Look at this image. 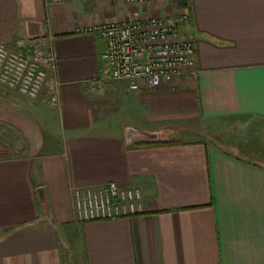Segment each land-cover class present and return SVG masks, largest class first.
Instances as JSON below:
<instances>
[{
	"label": "crops",
	"instance_id": "0c3cea01",
	"mask_svg": "<svg viewBox=\"0 0 264 264\" xmlns=\"http://www.w3.org/2000/svg\"><path fill=\"white\" fill-rule=\"evenodd\" d=\"M186 9L195 74L91 91L105 43L77 28ZM48 36L59 103L0 87V264H264V0H0V44ZM239 119L249 145L209 140ZM108 183L144 213L79 222L73 191Z\"/></svg>",
	"mask_w": 264,
	"mask_h": 264
},
{
	"label": "built area",
	"instance_id": "2783aa9c",
	"mask_svg": "<svg viewBox=\"0 0 264 264\" xmlns=\"http://www.w3.org/2000/svg\"><path fill=\"white\" fill-rule=\"evenodd\" d=\"M166 0H123L130 6H145ZM186 9L178 16L138 15L125 23L79 27L76 35L95 36L105 43L99 75L89 85L93 93L111 81H126L131 92L144 86L160 88L185 73H194V38L183 31L190 25ZM58 58L53 36L0 44V87L30 100L44 93L52 105L59 103ZM73 207L79 222L117 221L145 211L144 193L117 183L76 188Z\"/></svg>",
	"mask_w": 264,
	"mask_h": 264
},
{
	"label": "rangeland",
	"instance_id": "374dc122",
	"mask_svg": "<svg viewBox=\"0 0 264 264\" xmlns=\"http://www.w3.org/2000/svg\"><path fill=\"white\" fill-rule=\"evenodd\" d=\"M248 122L249 121L247 119H239L238 121H231L230 123H226V129H224L226 133H224V135L222 136L216 134V136L215 134H210L209 132V136H211L209 140L213 141L214 143L228 142V144H233L235 142L239 144V141L241 140L243 141L241 143H244L243 145L247 146L255 138L256 135L254 125L252 124L253 122H250L249 126ZM239 136L241 139L239 138ZM204 139L208 140L207 135L204 136Z\"/></svg>",
	"mask_w": 264,
	"mask_h": 264
},
{
	"label": "water",
	"instance_id": "95a60500",
	"mask_svg": "<svg viewBox=\"0 0 264 264\" xmlns=\"http://www.w3.org/2000/svg\"><path fill=\"white\" fill-rule=\"evenodd\" d=\"M142 136H144V135H142L140 132H138V131H135V130H131V129H129L128 131H127V137H128V140H130L131 138H133V137H142Z\"/></svg>",
	"mask_w": 264,
	"mask_h": 264
},
{
	"label": "trees",
	"instance_id": "16d2710c",
	"mask_svg": "<svg viewBox=\"0 0 264 264\" xmlns=\"http://www.w3.org/2000/svg\"><path fill=\"white\" fill-rule=\"evenodd\" d=\"M165 144H167V143H160V145H165Z\"/></svg>",
	"mask_w": 264,
	"mask_h": 264
}]
</instances>
